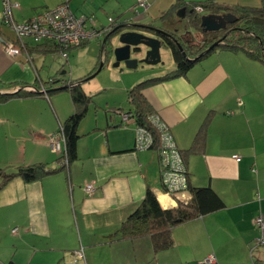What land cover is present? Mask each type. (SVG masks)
<instances>
[{
    "label": "crops",
    "instance_id": "obj_1",
    "mask_svg": "<svg viewBox=\"0 0 264 264\" xmlns=\"http://www.w3.org/2000/svg\"><path fill=\"white\" fill-rule=\"evenodd\" d=\"M14 1L19 3L12 12L17 22L66 1L76 16L89 17L98 8L95 0ZM116 1L118 16L113 24L133 25L122 31L157 27L146 16H129L130 6ZM194 1L212 0H163L161 9ZM221 1L229 6L260 4V0ZM168 17L172 21L174 15ZM12 31L0 19V80L17 83L13 90L3 92H13L20 85H37L45 92L0 103V141L7 142L6 133L15 132L19 125L30 134L28 150L20 158L12 150L0 166L8 171L17 164L42 162L50 169L58 168L64 143L54 152L50 137L75 111L68 91L52 90L63 85L59 82L66 79L65 72L61 74L66 62L48 83L41 82L44 64L40 66V60L48 52L59 55L57 47L46 40L37 45L27 37L21 54L9 56L3 46L19 42ZM143 96L148 108L169 125L181 151L189 150L204 125L200 151L185 155L188 184L190 188L210 187L224 207L175 226L174 244L163 251L154 252L146 236L109 241L106 237L139 205L147 188L163 209L176 208L179 200L191 196L189 189L176 194V201L165 195L157 153L135 150V124L115 126L110 117L111 122L97 121L88 131L77 132V157L66 167L32 182L14 177L0 189L2 227L19 228L18 243L13 246L20 247L8 262L0 258V264H208L204 259L210 254L217 264H264V245H256L259 230L254 223L256 216L264 217V62L241 51L216 49L184 75L148 85ZM234 154L241 159L235 161ZM88 183L95 186L91 194L84 190Z\"/></svg>",
    "mask_w": 264,
    "mask_h": 264
},
{
    "label": "trees",
    "instance_id": "obj_2",
    "mask_svg": "<svg viewBox=\"0 0 264 264\" xmlns=\"http://www.w3.org/2000/svg\"><path fill=\"white\" fill-rule=\"evenodd\" d=\"M196 6H202L204 13H232L237 17V20L234 23L228 25L225 30L215 32L202 31V28L200 26L201 14H196V12L194 11V8ZM181 7H185L186 10L188 9V7L191 8L187 11H192L190 13V15H192L191 20L193 21L194 25L199 26L201 30V37L198 42L190 43L182 40L181 37L177 36L174 32L163 29L164 31L177 38V41L183 47L186 55L185 57L181 54L180 50L173 40L156 33V35L162 37V45L169 48V50L171 51L173 60L175 62V68L171 71H168L162 76L142 80L128 90L127 98L130 106V109L128 111H131L133 113L136 123L141 126L150 127L147 121V116L152 113V111L148 108L149 106L145 97L143 96V89L153 82H163L184 75L197 62L205 58L216 49H224L233 52L241 51L251 59L264 62V0H260V4L258 6H229L215 0L197 3L193 2L187 4L175 3L164 13V17L173 15V13ZM1 22L2 24H6L4 15H2ZM116 30L117 24L113 25L112 29L109 30L105 34V36L116 32ZM226 32H228V34L226 35L220 46L213 49L206 55L199 57L196 61L191 60L192 58L199 55L202 51H204L213 42L219 40ZM108 40L109 38L107 39L106 43L108 42ZM87 42L88 40L84 42L82 41V43H80L76 47L84 46ZM40 43L41 42H38L36 44L40 45ZM49 43L57 47L56 50L60 55L59 45H56L53 42ZM106 43L104 45H101L103 54L105 52ZM50 81L52 82V80ZM46 83H48V81ZM59 83H62L63 85L73 83L72 86H68L63 90H67L70 93L75 106V111L71 115H69L61 124H59L57 130V132H60L64 136V151L61 152L58 158L59 167L50 169L46 166L45 163L38 162L32 164H17L10 167L11 171H6V167L0 168V189L14 177H20L25 182L36 181L47 174L53 173L61 168L66 167L68 162L76 159L77 141L80 137L77 133V129L86 112L87 103L90 97L83 91L80 80H67L63 78L60 79ZM16 85L17 83L7 84L0 80V103L5 102L13 97L27 98L37 97L41 95V93L30 91L25 88L23 89V85H20L21 88L14 93L3 92L5 90H13ZM53 85L54 83L50 84V87H52ZM24 87L27 88L28 86L24 85ZM33 87L37 90L40 89L37 85H33ZM116 110L121 111L122 109L116 108ZM120 122L121 119L119 120L118 124H113L115 126H121ZM204 136L205 134L203 125L197 131L193 140V144L191 145L189 150L181 151L182 155L185 157L188 152L196 153L200 151V148L202 147L204 142ZM189 192L191 195L190 198L188 200H179L176 208L163 209L159 205L154 192L150 188H147L144 197L140 201L139 205L126 217V219L120 224V227L106 238L109 241L113 239L133 240L139 237L146 236L149 238L154 252L169 249L174 244L172 231L175 226L196 216L213 212L224 207V203L220 196L210 187H189Z\"/></svg>",
    "mask_w": 264,
    "mask_h": 264
},
{
    "label": "rangeland",
    "instance_id": "obj_3",
    "mask_svg": "<svg viewBox=\"0 0 264 264\" xmlns=\"http://www.w3.org/2000/svg\"><path fill=\"white\" fill-rule=\"evenodd\" d=\"M95 0L98 8L96 13L89 15L87 23L90 27L100 28L102 25L107 26L110 24L109 17L114 20L117 14L116 0ZM163 0H147V10L140 7L136 0H123V4L130 6L129 16H146L150 22L157 26V28H169L170 32H174L177 36L181 37L182 40L193 43L198 42L201 37V30L198 25H194L192 15H190L191 9L188 7L183 17L177 15V11L174 12V18L171 21L169 17H164V13L167 10L161 9ZM222 3L221 0H216ZM197 3V1H194ZM71 4V3H69ZM171 2L168 3L170 5ZM122 5V4H121ZM166 6V5H164ZM0 19L3 15V1L0 0ZM164 10V11H163ZM197 10V9H196ZM194 8L196 14H205L203 8L197 10ZM115 22V21H114ZM13 32V31H12ZM140 32V31H139ZM146 36L155 37L157 36L153 30L144 29L141 30ZM16 37V33L13 32ZM120 45L119 35H112L106 43L105 52L101 50V44L95 39H91L84 46L76 47L69 52V58L65 61V57L60 54L48 52L45 53V58L42 57L40 60V66L44 64L42 71L40 72L39 78L41 82H47L49 77H54L57 70L62 67L65 71L66 79L81 81V87L83 91L90 97L86 112L78 125L77 132L83 130L88 131L90 127L94 126L98 121L100 124H105V121L111 117L112 123L119 120L116 115L113 114L115 108H120L123 111L129 110V102L127 98L128 90L133 87L136 83L145 80L147 77L159 75L160 73L165 74L172 70L175 66L173 56L169 48L164 45L160 47V62L154 65L146 64L138 61L136 68H128L124 61H121L118 66H114L115 56L113 53L114 47ZM147 48L141 45L139 51L131 50L130 57L134 59H142L145 56ZM105 55V56H104ZM102 64L100 71L91 78H86L98 69ZM39 66V67H40ZM153 74V75H152ZM142 78V79H141ZM67 91V90H64ZM118 110H115L117 113ZM25 129V132L22 130ZM18 134L15 138L13 135ZM7 142L0 141V161H4L12 150H16L17 157H21L22 153L27 151L30 146V134L27 128L19 125V129L15 132L6 133ZM53 136V135H52ZM51 136V137H52ZM50 137V138H51ZM152 151V150H148ZM5 167V166H0ZM11 170V168H8ZM3 219L0 220V258H3L5 262L10 260L12 254L19 250L20 247L15 248L13 245L16 243L19 228H16V232L11 231L12 227L5 229L2 227ZM149 264L152 261H149Z\"/></svg>",
    "mask_w": 264,
    "mask_h": 264
},
{
    "label": "built area",
    "instance_id": "obj_4",
    "mask_svg": "<svg viewBox=\"0 0 264 264\" xmlns=\"http://www.w3.org/2000/svg\"><path fill=\"white\" fill-rule=\"evenodd\" d=\"M2 1L4 20L15 31L19 41V43L8 41L3 46L4 52L12 57L21 54V49L24 47V38L29 37L35 43L46 40L59 45L60 54L67 60L70 50L82 43V41L95 39L103 45L102 39L114 25V20L109 17V25L103 28L100 27L102 29H94L88 25V17L76 16L67 3L44 9L28 20L17 22L13 18L12 10L18 8L19 3L13 0ZM136 3L144 10H147L149 6L147 0H136ZM201 7L196 6L195 10H201ZM117 114L120 116L121 126L127 127L130 123L135 124V150L153 149L157 153L163 193L175 200L176 194L187 191L189 184L185 157L178 148L169 125L159 114L154 112L147 116L150 127L136 123L135 116H133L131 111L121 110ZM61 141L64 143V136L60 132L53 134L49 143L51 150L59 152L61 150ZM232 157L235 161L241 159L238 154H234ZM94 188L93 183H88L84 186L87 194H91ZM254 223L259 230V234L255 239L256 245H264V217L261 214L256 216ZM16 230V228L12 229L14 232ZM204 262L217 264L214 254L205 257Z\"/></svg>",
    "mask_w": 264,
    "mask_h": 264
},
{
    "label": "water",
    "instance_id": "obj_5",
    "mask_svg": "<svg viewBox=\"0 0 264 264\" xmlns=\"http://www.w3.org/2000/svg\"><path fill=\"white\" fill-rule=\"evenodd\" d=\"M192 12V11H190ZM186 13V8L181 7L177 10V15L179 17H183ZM237 20V17L233 15L232 13H205L200 16V26L202 28V31L205 32H215L220 30H225L228 25L234 23ZM133 26L130 24H121L117 25L116 32H113L111 34L106 35L103 40V45L106 43L107 39L110 38L112 35H119V42L120 45L117 47H114L113 53L115 56V63L114 66H118L121 61L125 62V65L128 68H136L138 61L144 62L146 64L154 65L160 62V47L162 46V37H159L158 35L155 37H149L144 35L141 32L134 31V30H126L122 31L124 28ZM149 30H153L155 33L170 38L173 40L180 50L181 54L186 57L185 52L183 50V47L181 44L177 41V38L172 36L170 33L164 31L161 28L157 27H149ZM228 32H226L219 40L213 42L211 45H209L204 51H202L199 55L192 58L191 60L196 61L199 57L206 55L213 49L217 48L222 44L224 38ZM141 45L145 46L147 48L145 56L138 60L130 57L131 50L139 51L141 49ZM102 64L98 67L96 71H94L92 74L88 75L86 78H91L94 75H96L100 69ZM65 71H61V74H63ZM73 83L70 84H64L60 85L58 87H55L52 90H63L66 89L68 86H72ZM21 87L16 88L13 92L8 93H14L18 91ZM24 88V87H23ZM26 88V87H25ZM28 90L43 93L44 90H37L35 88H31L30 86L27 87Z\"/></svg>",
    "mask_w": 264,
    "mask_h": 264
}]
</instances>
